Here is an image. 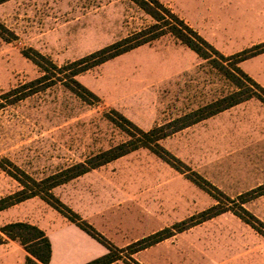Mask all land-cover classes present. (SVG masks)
<instances>
[{"label": "rangeland", "instance_id": "374dc122", "mask_svg": "<svg viewBox=\"0 0 264 264\" xmlns=\"http://www.w3.org/2000/svg\"><path fill=\"white\" fill-rule=\"evenodd\" d=\"M159 1L208 40L222 49L226 46L227 52L234 47L226 43L228 38L247 47L264 37L258 24H264V0ZM0 22L17 36L12 42L0 37V96L43 75L24 55L31 48L64 66L155 23L132 0H10L0 5ZM254 59L247 68L264 72V56ZM78 79L101 98L100 103L90 105L62 84L15 104L0 101L5 104L0 108V164L41 181L129 140L111 120H119L113 110L148 131L235 90L218 70L171 34L96 66ZM162 145L191 172L237 199L264 185V103L252 99L171 135ZM188 173L142 148L52 192L124 250L122 259L113 264H134V260L140 264H264V227L246 216L259 232L231 211L139 253L125 250L217 204ZM22 188L0 168V199ZM245 208L264 223V195ZM60 218L67 222L35 197L1 212L0 228L27 222L48 229ZM54 239L55 264H77L97 251L69 228L57 230ZM101 252L106 254L108 249L103 246ZM67 254L73 255L69 262L63 260ZM27 256L19 241L6 239L0 244V264H24Z\"/></svg>", "mask_w": 264, "mask_h": 264}, {"label": "trees", "instance_id": "16d2710c", "mask_svg": "<svg viewBox=\"0 0 264 264\" xmlns=\"http://www.w3.org/2000/svg\"><path fill=\"white\" fill-rule=\"evenodd\" d=\"M8 1L10 0H0V5ZM132 1L152 17L155 21L153 25L139 32H134L120 41L78 60L69 62L64 66L57 65L50 58L31 48L29 51L24 52V55L41 69L43 75L32 81L20 84L12 90L2 94L0 96V101L7 99L9 104H15L34 94L45 91L52 86L62 84L88 104H98L101 102V98L81 83L78 77L96 66L150 44L167 34L173 35L200 58L211 64L213 68L218 70L233 84L235 90L148 131L138 127L119 111L113 110L119 120L116 118H111V120L129 136V140L94 154L85 161L70 166L41 181L30 177L19 168H17V170L20 171L22 175L15 174L7 169L6 166L0 164V168L15 178L23 187L20 191L0 199V212L35 197H40L45 200L62 216L108 249L105 255L85 264H113L122 259L120 253L124 250L114 246L91 223L59 200L52 191L61 185L67 184L142 148L150 150L175 170L182 173L189 172L187 177L197 186L210 193L217 200V204L197 215L176 223L172 227L165 228L132 243L125 249L129 250L131 254L139 253L140 251L172 237L175 233H182L228 211L233 212L245 222L251 224L259 232H261V229L246 216L254 218L255 221L264 227V223L255 218V216L245 208L248 202L264 195V185L241 194L237 199H232L198 173L191 172L184 162L174 156L162 145V141L171 135L251 99H258L264 103V87L240 66L242 62L263 54L264 42L226 56L159 0ZM8 34L11 35V38L7 37ZM0 37L8 42L17 39V36L1 22ZM4 106L5 104L0 102V108ZM6 239L19 241L25 248L29 255L24 264H50L52 258V244L45 231L38 226L27 222L6 224L0 228V244ZM134 264L140 263L134 260Z\"/></svg>", "mask_w": 264, "mask_h": 264}, {"label": "crops", "instance_id": "0c3cea01", "mask_svg": "<svg viewBox=\"0 0 264 264\" xmlns=\"http://www.w3.org/2000/svg\"><path fill=\"white\" fill-rule=\"evenodd\" d=\"M259 24V26H262V28L264 29V24H261V23H258ZM261 28V29H262ZM200 33V32H199ZM201 34V33H200ZM202 35V34H201ZM206 40H208L204 35H202ZM228 40L229 41H227L226 43H229V44H231L232 46H234V47H230L231 49H229L230 51L229 52H227L226 51V49H227V47L226 46H224L226 49H222L219 45H217V44H214L213 42H211L210 40H208L214 47H216L220 52H222L224 55H226V56H229V55H232V54H235V53H237V52H240V51H242V50H245V49H247V48H250V47H252V46H254V45H256V44H259V43H262V42H264V37H260L259 39H257V40H255V41H252L251 42V45L249 46V45H247V47H245L244 45H238V42L237 41H235L236 39L235 38H228ZM192 51V50H191ZM193 52V51H192ZM196 54V53H195ZM197 55V54H196ZM262 56H264V53L263 54H261V55H258V56H256V57H254V58H257V59H259V57H262ZM254 58H252L254 61H255V59ZM252 59H249V60H247V61H244V62H242L241 63V68L246 72V73H248L249 75L251 74H255L256 75V81L260 84V85H262L263 87H264V81H263V79H264V72L263 71H257L256 69H251L252 71H250L248 68H247V65H248V63L250 62V60H252ZM253 62V61H252ZM250 75V76H251ZM252 77V76H251ZM253 78V77H252ZM254 79V78H253ZM252 100V99H251ZM251 100H249V101H247V102H244V103H248V102H250ZM244 103H242V104H240V105H237V106H235V107H233V108H231V109H229V110H227V111H224V112H222V113H220V114H218V115H216V116H214V117H211V118H209V119H206V120H204V121H202V122H200V123H203V122H205V121H208V120H210V119H213V118H215V117H217V116H219V115H221V114H223V113H225V112H228V111H230V110H232V109H235V108H237V107H240L241 105H243ZM198 107V106H197ZM197 107H195V108H197ZM195 108H193V109H195ZM193 109H190L189 111H187V112H185V113H183V114H181V115H179V117L180 116H182V115H184V114H186V113H188V112H190L191 110H193ZM200 123H198V124H200ZM198 124H196V125H198ZM193 126H195V125H193ZM193 126H191V127H193ZM190 128V127H189ZM188 129V128H187ZM184 130H186V129H184ZM114 162V161H113ZM113 162H111V163H113ZM111 163H109V164H107V165H110ZM107 165H105V166H107ZM104 167V166H103ZM102 168V167H101ZM98 170V169H97ZM94 171H96V170H94ZM93 172V171H92ZM91 173V172H90ZM89 174V173H88ZM87 175V174H86ZM85 176V175H84ZM83 177V176H82ZM79 178H81V177H79ZM79 178H77V179H79ZM76 180V179H75ZM74 181V180H73ZM3 212V211H2ZM77 212V211H76ZM1 213V212H0ZM77 213H79V212H77ZM80 214V213H79ZM81 215V214H80ZM82 216V215H81ZM64 217V216H63ZM65 218V217H64ZM66 220H67V222H65L63 219H58L57 220V222L55 223V224H53V227H50V228H46V227H44L43 225H36V224H33V225H36V226H38L39 228H41L43 231H45V233L48 235V237H49V239H50V241H51V244H52V258H51V262H50V264H55L56 263V259H57V244L55 243V239H54V237H55V232H57V230H59V229H63V228H69V229H71V230H73V231H75V232H77V234H79V235H83L86 239H88L89 240V242H91L92 243V246L93 247H96L97 248V251L96 252H93V254L91 255V253H88V254H90V256L89 257H87L88 256V254L86 255V259H83L80 263H77V264H85V263H87V262H89V261H92V260H94V259H96V258H99V257H101V256H103V255H105V254H102V249H103V245L102 244H100L98 241H96L95 239H93L91 236H89L86 232H84L83 230H81L79 227H77L75 224H73L72 222H70L67 218H65ZM85 219V218H84ZM87 220V219H86ZM90 223V222H89ZM32 224V223H31ZM93 225V224H92ZM94 226V225H93ZM96 228V227H95ZM21 244V243H20ZM27 252V251H26ZM29 255V254H28ZM72 257H73V255H71V254H67L64 258H63V260L65 261V262H69L71 259H72ZM27 258V257H26Z\"/></svg>", "mask_w": 264, "mask_h": 264}]
</instances>
